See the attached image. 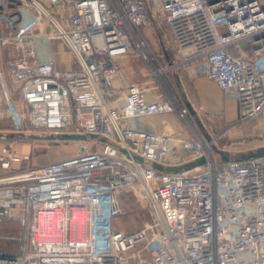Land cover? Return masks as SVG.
I'll return each instance as SVG.
<instances>
[{
    "label": "built area",
    "instance_id": "built-area-1",
    "mask_svg": "<svg viewBox=\"0 0 264 264\" xmlns=\"http://www.w3.org/2000/svg\"><path fill=\"white\" fill-rule=\"evenodd\" d=\"M46 1L0 0V122L26 133L28 119L43 117L58 133L65 120L68 134H95L101 147L87 140L74 156L41 166L28 165L29 153L0 159V225L20 227L0 234L14 244L0 249V264H264V154L218 161L200 133L131 125L157 113L190 122V107L163 81L186 67L236 100L240 123L264 121V0ZM150 16L170 29L169 62L143 33ZM54 39L78 69L37 57ZM10 45L20 55L3 63ZM133 55L149 65L154 86L128 84L119 95L115 60ZM172 153L180 161L171 163ZM199 159L181 172L162 169ZM131 188L158 219L150 260L136 249L148 226L124 236L115 227Z\"/></svg>",
    "mask_w": 264,
    "mask_h": 264
},
{
    "label": "rangeland",
    "instance_id": "rangeland-1",
    "mask_svg": "<svg viewBox=\"0 0 264 264\" xmlns=\"http://www.w3.org/2000/svg\"><path fill=\"white\" fill-rule=\"evenodd\" d=\"M158 20L161 21L157 17L150 16L149 21L143 27V33L147 37L151 47L161 55V62L162 59H165L166 63L169 62L166 60L168 54L172 59L175 57L176 48L170 44L172 41L169 27L162 23V21L161 24H159ZM59 44L60 42L58 40L45 42L38 47L37 57L39 59L48 57L57 58L56 51ZM44 51H46L45 56L42 54ZM19 55L20 50L10 45L2 51V61L6 63L7 59L18 57ZM120 63L126 83L142 84L149 87L154 86V80H152L150 75L149 65L140 57L134 55L128 56L122 59ZM178 74L183 76V87L185 91L182 86L181 88L178 86V77H174ZM187 76L186 69L178 68L173 71V73H169L167 77L164 76L163 81L168 85L169 91L172 94L181 98L185 103L186 98L193 103L194 106H189L190 112L188 119L190 122L187 123V119L183 121L175 113H157L146 118H140L136 121L141 120L146 124L159 128V125L162 124L161 122L165 120L167 122V127L165 129L159 128L158 131L167 132V134L173 136H177L179 130L185 134L184 136H192L200 133L205 138L212 141L218 161L227 158H238L242 155H251L257 152H261V155H263L264 147L253 149L264 141V121L262 119H252L244 123H240L237 119L227 121V110L224 104V100L227 98H225L221 92L213 97L204 96V94L200 93L199 87L197 88V81L194 82L195 77H193V79H186ZM205 79L209 80L207 77ZM159 82L163 84L162 79H160ZM118 88L119 86L114 89L117 94L120 93ZM150 95L149 98L154 97L153 94ZM217 100L219 101L218 104H211ZM60 116V122H62V119H64L65 116L67 118L69 113H61ZM145 119L151 121L147 123L148 121ZM34 120L35 122L28 119L25 122L26 129H28L25 130L27 131L26 133L22 132L25 136H21L22 133L15 131L16 129L14 126L7 121H5L3 125H0V134H3L0 136L1 160L4 158L3 156L29 153L31 161H29L28 165L41 166L49 162L74 156L80 152V148L88 141L90 143H88L87 146L91 149H98L101 147L99 143H92L91 140L79 141L63 138V135L68 134V128L65 127V120L63 121L64 125L58 129V133L54 132L55 130L52 128L44 127L43 124L45 123V119L43 117H35ZM14 132H17L15 137H8L6 135ZM3 149H6V153H3ZM23 167H25V165L21 167L17 166L19 169ZM1 171L3 172V169L0 166V172ZM137 188L139 189V187ZM120 202L123 207V213L115 220L116 229L123 231L125 234H130L148 226L149 228L146 230L145 240L136 246V249L139 251V256H137V258L152 259L149 246L156 241L158 230L160 229L157 225V217L149 209L147 200L139 194L137 189L131 188L124 190L120 196ZM7 224L0 225V234H18L20 232V227L16 222H13L12 225H9V223ZM9 245L14 248V245Z\"/></svg>",
    "mask_w": 264,
    "mask_h": 264
},
{
    "label": "crops",
    "instance_id": "crops-1",
    "mask_svg": "<svg viewBox=\"0 0 264 264\" xmlns=\"http://www.w3.org/2000/svg\"><path fill=\"white\" fill-rule=\"evenodd\" d=\"M44 3H47L46 0H40ZM54 40H58V39H54ZM54 40H51V41H44L42 42L40 45L44 44L45 42H52ZM60 42L58 48H57V51H56V55H57V58L53 57L56 61V66L57 68L61 69V70H66V69H78V64L76 62V59L75 57L73 56V54L69 51V49L64 45V43L61 41V40H58ZM167 49V48H166ZM46 51H44L42 54L45 56ZM69 54V56H68ZM126 57H121V58H118L115 60V64L119 67V73L118 75L116 76L115 78V81H114V84H113V88H116L119 86V90L120 91H124L126 86L128 85V83H126L125 81V78L122 74V67H121V60L124 59ZM167 59L166 60H170L171 57H169V54L167 55L166 57ZM10 59V58H9ZM77 66V67H76ZM186 74L188 75L186 79H193V77H195V81H197V88L199 89L200 93L204 94V96L206 97H209V96H217L219 94V92H221V90L218 88V86L216 84H214V82L210 81V80H207L205 79L206 77L203 76V75H197V74H193L191 72V67H186ZM173 75V74H172ZM180 75V76H178ZM178 75H175L174 77L177 78V84L178 86L181 88H183V90L185 91L184 87H183V76L181 74H178ZM151 88L153 86H150ZM153 91V90H152ZM222 93V92H221ZM224 96V95H223ZM186 97V96H185ZM110 99H113V98H110ZM218 100L211 103V104H218ZM224 104L226 106V110H227V121H232L234 119H237V116H238V105H237V102L236 100L232 99V98H227L224 100ZM186 103L188 104V106H194L192 102H190L187 98H186ZM149 122V121H148ZM4 122H2V125H3ZM139 123V121H135V124L137 125ZM162 124L159 125V128H163L165 129L167 126V122L164 120L163 122H161ZM11 124L13 125V122H11ZM156 125V124H155ZM157 126L156 127H153V126H149L147 127V129L145 130H150V131H153V130H158L159 129ZM1 129V128H0ZM142 129V128H141ZM167 133V132H166ZM178 134H182V135H185L181 130H179L177 132ZM262 144H264V141L259 144L257 147H255L253 150H255L256 148H258L259 146H261ZM169 161L171 163H175V162H178L180 161V153H172L170 154L169 156ZM180 165V164H178ZM172 166H177V165H172ZM20 167V166H19ZM15 169H19L17 168V166H15ZM5 171L3 170V172L1 171L0 174L4 173ZM12 223H9V225H12ZM8 225V224H7ZM3 234V233H1ZM5 235V234H4ZM11 244L12 246L14 244H12L11 242L9 241H4V240H0V249H4V250H11L12 247H10Z\"/></svg>",
    "mask_w": 264,
    "mask_h": 264
},
{
    "label": "water",
    "instance_id": "water-1",
    "mask_svg": "<svg viewBox=\"0 0 264 264\" xmlns=\"http://www.w3.org/2000/svg\"><path fill=\"white\" fill-rule=\"evenodd\" d=\"M22 133V132H19ZM3 134H0V136H2ZM8 137H15L17 134L16 133H12V134H6ZM21 136H25L23 133ZM30 137V136H29ZM63 138L66 139H75V140H93L97 138V135L95 134H85V135H74V134H65L62 136ZM261 152H257L248 156H260ZM228 159V158H227ZM204 162V159H199L193 162H188L187 164H182V165H177V166H165L164 168H162L165 172H170V173H174V172H181L183 170L192 168L196 165L202 164ZM157 168L161 169V166L156 165Z\"/></svg>",
    "mask_w": 264,
    "mask_h": 264
},
{
    "label": "bare ground",
    "instance_id": "bare-ground-1",
    "mask_svg": "<svg viewBox=\"0 0 264 264\" xmlns=\"http://www.w3.org/2000/svg\"><path fill=\"white\" fill-rule=\"evenodd\" d=\"M154 115V114H153ZM152 116V115H151ZM138 120V119H137ZM146 120V119H145ZM146 121H151V120H146ZM149 122H147V123H149ZM131 125H134V126H136V127H139V128H142V129H147V127H149V126H151L150 124H146V123H144V122H142L141 120H139V123L136 125L135 124V122H133ZM154 132H157V133H165V132H159L158 130H153ZM122 233H123V236L125 235V233L122 231ZM117 242H119L120 241V237H117V240H116Z\"/></svg>",
    "mask_w": 264,
    "mask_h": 264
},
{
    "label": "trees",
    "instance_id": "trees-1",
    "mask_svg": "<svg viewBox=\"0 0 264 264\" xmlns=\"http://www.w3.org/2000/svg\"><path fill=\"white\" fill-rule=\"evenodd\" d=\"M5 121H7V122H8V123H10V124H11V122H12L11 120H8V119H7V120H5ZM5 121H2V122H4V123H5ZM2 122H0V123H2ZM0 125H2V124H0ZM11 125H12V124H11ZM14 133H15V132H14ZM16 134H17V132H16ZM79 141H80V140H79Z\"/></svg>",
    "mask_w": 264,
    "mask_h": 264
}]
</instances>
